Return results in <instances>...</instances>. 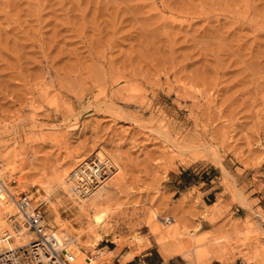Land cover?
Wrapping results in <instances>:
<instances>
[{
	"label": "rangeland",
	"instance_id": "obj_1",
	"mask_svg": "<svg viewBox=\"0 0 264 264\" xmlns=\"http://www.w3.org/2000/svg\"><path fill=\"white\" fill-rule=\"evenodd\" d=\"M94 143L118 153L107 197L131 225L112 227L100 247L134 231L155 248L154 223L162 236L198 225V252L257 234L254 211L236 226L230 207L237 191L255 210L264 197V0H0L8 186L67 200L54 172ZM211 179L218 212L201 206L198 183ZM73 211L61 202L62 218Z\"/></svg>",
	"mask_w": 264,
	"mask_h": 264
},
{
	"label": "bare ground",
	"instance_id": "obj_2",
	"mask_svg": "<svg viewBox=\"0 0 264 264\" xmlns=\"http://www.w3.org/2000/svg\"><path fill=\"white\" fill-rule=\"evenodd\" d=\"M160 132L161 130L158 129L157 134ZM201 149L209 152V145L203 144ZM90 151L89 154L85 150L83 153L71 155V162L68 163L70 164L69 168H55L56 171L53 175L55 190L60 191L67 200H50V196L54 192L51 190L45 191L41 197L42 200H33V202L34 204L44 203L47 216L43 222L58 240L66 243V248L74 256L70 264H113L114 257L126 244L130 247L139 248V243L148 242V240L132 231L134 229L131 228L133 232L132 235L130 234L131 236L129 235L131 240L126 242L125 240L114 239L116 244L114 251H108L98 245L104 236H107L112 230V227L121 228L122 231L126 232L130 231L131 225L125 224V217L119 216L121 209L118 210L119 207H115L116 202L113 203L114 200H108L107 197L115 191L120 180V175H117L118 170H120L116 155L118 153H109L97 144L93 145ZM216 161H220L217 156L214 162ZM224 174L226 175V173ZM6 177V171L0 169V254L5 250L10 251L17 246L27 245L33 238L32 234L21 224L20 228L14 227L12 221L14 218L21 221L16 206L19 193L8 186ZM234 200L241 206L248 207L245 196L238 191ZM61 202L70 204L74 208L72 218L61 217L59 212ZM201 206L204 212L216 210L214 205L202 204ZM126 218L128 219V217ZM73 219H76L74 220L75 223L76 221L79 222V226H73ZM157 225L154 223L150 227V233L154 237V243L163 254L167 256L180 254L187 259L199 255L197 248L200 246L201 239L195 234L198 225L193 230L185 224L179 225L178 232L169 236L158 235L157 230L160 224L159 227ZM4 234L10 235V239L2 238ZM131 255L132 253H128L125 257L129 258Z\"/></svg>",
	"mask_w": 264,
	"mask_h": 264
},
{
	"label": "crops",
	"instance_id": "obj_3",
	"mask_svg": "<svg viewBox=\"0 0 264 264\" xmlns=\"http://www.w3.org/2000/svg\"><path fill=\"white\" fill-rule=\"evenodd\" d=\"M214 182L213 179L201 181L198 183L200 192L203 193L202 200L206 205H214L215 211L218 212L217 208V194L218 191L215 190V186H211ZM206 185V187H203ZM212 199H209V196ZM254 198V197H252ZM257 198V206L259 209L255 210L248 198L246 201L248 207L241 206L240 204L232 205L231 210L233 212L232 219L236 221L235 225L239 226L247 218V212L250 211L252 215L255 213L257 215V221L260 225V230L255 235H237V239L233 240L235 236L232 235L230 242H228V237L220 236L214 239H209L207 246H202L204 250L199 252V255L192 257V259H187L180 254H173L167 256L159 249V247L154 243L155 248H153L148 241V244L144 247L127 246L116 254L113 259L114 264H264V197L255 196ZM212 200V201H210ZM216 200V201H215ZM208 203V204H207ZM249 208V209H248ZM252 211H254L252 213ZM261 214V215H260ZM261 216V217H260ZM259 217V218H258ZM263 220H262V219ZM208 231V230H205ZM200 236V235H199ZM209 237H214V235H208ZM207 237V236H206ZM256 240L257 242H255ZM106 244L104 247L108 251H114L115 246L110 245L105 239ZM132 253L129 258L125 255Z\"/></svg>",
	"mask_w": 264,
	"mask_h": 264
},
{
	"label": "built area",
	"instance_id": "obj_4",
	"mask_svg": "<svg viewBox=\"0 0 264 264\" xmlns=\"http://www.w3.org/2000/svg\"><path fill=\"white\" fill-rule=\"evenodd\" d=\"M16 206L21 221L14 218V227L20 228L21 224L33 238L27 245L5 250L0 254V264H70L74 256L66 248V243L58 240L43 222L42 203L34 204L33 198L22 192ZM2 238L10 239V235L4 234Z\"/></svg>",
	"mask_w": 264,
	"mask_h": 264
},
{
	"label": "trees",
	"instance_id": "obj_5",
	"mask_svg": "<svg viewBox=\"0 0 264 264\" xmlns=\"http://www.w3.org/2000/svg\"><path fill=\"white\" fill-rule=\"evenodd\" d=\"M111 245V244H110Z\"/></svg>",
	"mask_w": 264,
	"mask_h": 264
}]
</instances>
